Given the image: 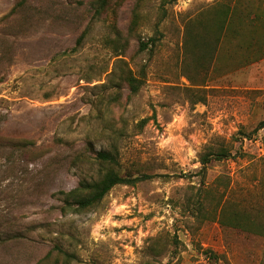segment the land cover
<instances>
[{
    "label": "rangeland",
    "instance_id": "obj_1",
    "mask_svg": "<svg viewBox=\"0 0 264 264\" xmlns=\"http://www.w3.org/2000/svg\"><path fill=\"white\" fill-rule=\"evenodd\" d=\"M94 1L0 0V264H264V237L191 208L198 187L225 192L218 177L226 197L263 201L240 186L264 192V130L244 158L212 162L205 186L199 158L264 120V0H110L100 19ZM118 32L142 83L131 98L108 81ZM113 147L123 173L163 176L65 210L60 193L98 180L94 157Z\"/></svg>",
    "mask_w": 264,
    "mask_h": 264
},
{
    "label": "trees",
    "instance_id": "obj_2",
    "mask_svg": "<svg viewBox=\"0 0 264 264\" xmlns=\"http://www.w3.org/2000/svg\"><path fill=\"white\" fill-rule=\"evenodd\" d=\"M163 1L168 3V0ZM174 1L176 0H172V2ZM109 2L110 0H95L92 3V8L95 12L94 15L97 18L100 19L109 11ZM230 8L231 7L227 5V7H225L227 10L226 12L224 9V11H219L217 13L216 21L214 22L216 25V35L213 39L214 52L216 44L221 40V34L225 28ZM141 18L140 5L138 4L135 7V20L133 21V25H135V27ZM85 34L86 33L79 38V42L83 41ZM157 41L158 39L155 38L149 39L148 42L140 40L139 52L147 50L150 46H155ZM106 44L113 51L115 56L118 57L113 71L109 74L108 81L109 83H113L118 90H120L123 86H126L129 89V98H131L139 92L142 83L141 80L135 76L134 71L129 67L128 63L123 59V56H125L126 50L128 49V41L125 40L122 34L118 32L114 38L107 39ZM259 58L260 56L257 57V59ZM103 87L106 88L107 85L103 84ZM113 100H119L117 99V95L113 97ZM147 122L148 119H144L141 121V125L143 126ZM262 130H264V120L260 121L253 130H239L235 137L232 138L231 143H228V145L224 144L218 148L210 147L203 152L199 158V162L202 165L199 171L202 178L201 185L205 186L207 178L206 172L212 162H223L244 158L247 155L243 151L244 141L254 139V137ZM235 143L239 144L237 148L235 147ZM11 145L23 153H29L34 150V143L27 140L12 142ZM94 160L97 163L104 165L106 168L105 171L101 173L98 180H83L75 189L68 192L62 191L60 194L65 196V210H89L100 205L104 198L116 186H135L140 182L163 176L146 173L140 175L123 173L120 170L119 152L116 147H113L112 151L97 152ZM259 160H264V157H261ZM215 181L224 186L225 192L216 194L207 188L198 187L196 199L194 200L193 207H191L193 208V213L196 216L202 217V220H208L210 218L217 219L223 226L232 227L234 229L264 237V212L262 210V208H264V198L262 202L261 199H257L255 201L253 208L257 206L259 210L257 213H253L251 212L253 208H248L247 203L251 201V199H248V196L242 197L238 200L232 199L230 196L226 197L227 192L232 191L231 186L227 182L222 181V177H218ZM194 189H196L195 186ZM240 189L243 192L242 195H263L264 197V192H259V189L255 191V188L243 186H240ZM215 200L217 201L213 204V201ZM190 203H192V200H190ZM211 256L213 255L211 254Z\"/></svg>",
    "mask_w": 264,
    "mask_h": 264
}]
</instances>
